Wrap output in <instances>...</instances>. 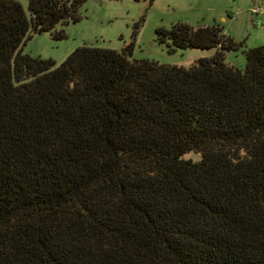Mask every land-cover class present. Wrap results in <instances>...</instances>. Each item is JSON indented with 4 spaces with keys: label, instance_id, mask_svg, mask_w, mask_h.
Returning <instances> with one entry per match:
<instances>
[{
    "label": "trees",
    "instance_id": "16d2710c",
    "mask_svg": "<svg viewBox=\"0 0 264 264\" xmlns=\"http://www.w3.org/2000/svg\"><path fill=\"white\" fill-rule=\"evenodd\" d=\"M85 1L0 0V264H264V44L240 69L219 25L174 23L159 42L214 53H22Z\"/></svg>",
    "mask_w": 264,
    "mask_h": 264
},
{
    "label": "rangeland",
    "instance_id": "374dc122",
    "mask_svg": "<svg viewBox=\"0 0 264 264\" xmlns=\"http://www.w3.org/2000/svg\"><path fill=\"white\" fill-rule=\"evenodd\" d=\"M18 1L29 16L28 0ZM81 14L76 23L56 25L57 30L64 29L66 38L54 40L47 32L33 33L22 45V53L59 64L83 44L120 50L133 40L131 58L183 67L214 53V49L171 50L169 41L159 42L156 29H169L174 23L219 25L238 45L225 52V62L240 69L245 65L244 50L264 44V0H86ZM183 158L197 160L200 154L190 151Z\"/></svg>",
    "mask_w": 264,
    "mask_h": 264
}]
</instances>
